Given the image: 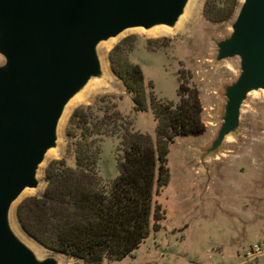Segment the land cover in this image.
I'll use <instances>...</instances> for the list:
<instances>
[{
    "label": "rangeland",
    "instance_id": "rangeland-1",
    "mask_svg": "<svg viewBox=\"0 0 264 264\" xmlns=\"http://www.w3.org/2000/svg\"><path fill=\"white\" fill-rule=\"evenodd\" d=\"M193 1L181 25L175 28L176 22L167 27L174 28L172 32L153 35V29L166 26L148 30L131 28L99 43V62L102 59L107 70L101 69V75L92 78L74 96H80L75 105L62 113L55 147L46 152L37 169V186L24 189L11 205L9 225L13 232L10 220L22 235L31 239L16 220L18 203L27 196L42 194L45 169L50 161L66 158L72 162L66 130L77 107L94 104L100 108L98 116L103 111L107 115L117 111L131 123L133 130L155 138L151 110L145 113L133 110L130 96L108 60L109 51L116 44L134 36L136 46L130 58L143 71L148 100L153 94L176 104L179 86L193 90L205 128L198 136L177 138L169 147V183L154 196L165 212L160 230L151 233L131 256L104 264H264V251L245 257L251 245L264 241V90L247 94L235 132L227 135L214 153L203 155L221 124L224 88L240 73L238 57L216 60V55L217 42L230 35L242 0ZM207 1L210 8L222 3L227 6L237 3V8L229 19L213 22L204 15ZM191 2L187 1L185 9ZM117 144V137H105L101 144L99 173L105 179L117 174L114 157ZM36 256L51 257L56 264H72L71 258L46 248Z\"/></svg>",
    "mask_w": 264,
    "mask_h": 264
},
{
    "label": "water",
    "instance_id": "water-1",
    "mask_svg": "<svg viewBox=\"0 0 264 264\" xmlns=\"http://www.w3.org/2000/svg\"><path fill=\"white\" fill-rule=\"evenodd\" d=\"M187 1L0 0V264H56L15 235L9 210L37 186L67 102L101 75L99 43L131 28L173 27ZM232 57L240 73L224 88L221 124L204 156L235 132L247 94L264 90V0H242L230 35L217 42L216 60Z\"/></svg>",
    "mask_w": 264,
    "mask_h": 264
},
{
    "label": "trees",
    "instance_id": "trees-1",
    "mask_svg": "<svg viewBox=\"0 0 264 264\" xmlns=\"http://www.w3.org/2000/svg\"><path fill=\"white\" fill-rule=\"evenodd\" d=\"M237 3L210 8L204 15L213 22L229 19ZM134 36L116 44L108 54L113 73L122 81L133 110H151L155 138L135 131L119 112L107 115L94 104L79 106L68 120L66 135L72 162L52 160L45 169L41 195L27 196L16 207L25 233L46 249L66 255L72 264H104L131 256L151 233L160 230L165 212L154 196L169 183L170 145L180 137L204 132L202 109L195 91L179 86L178 103L151 94L148 100L142 69L130 56ZM117 137V174L105 179L99 173L101 144Z\"/></svg>",
    "mask_w": 264,
    "mask_h": 264
},
{
    "label": "bare ground",
    "instance_id": "bare-ground-1",
    "mask_svg": "<svg viewBox=\"0 0 264 264\" xmlns=\"http://www.w3.org/2000/svg\"><path fill=\"white\" fill-rule=\"evenodd\" d=\"M192 2L190 4L187 5L183 15L181 17H179L176 25H175V28H177L179 25H181V23L183 22V20L188 17L189 15V12L191 10V7L192 5L194 4V1L191 0ZM174 30V28H167V27H160V28H157V29H153L152 30V33L153 35H164L168 32H172ZM100 68L102 69L103 72H106L107 68H106V64L102 61V59L100 60ZM92 87V86H91ZM89 87L87 86L86 90L88 89ZM97 88V87H96ZM90 90V89H89ZM80 98L79 97H73L71 98L67 104L65 105L64 107V110H63V114L67 113L74 105L75 103L77 102V100ZM11 221V225L14 229V232L15 234H17V236L20 238V240L25 243L34 253L35 255H41L42 253V247L37 244L35 241H33L32 239H28L27 237H25L24 235H22L17 229L16 227L12 224V220Z\"/></svg>",
    "mask_w": 264,
    "mask_h": 264
},
{
    "label": "built area",
    "instance_id": "built-area-1",
    "mask_svg": "<svg viewBox=\"0 0 264 264\" xmlns=\"http://www.w3.org/2000/svg\"><path fill=\"white\" fill-rule=\"evenodd\" d=\"M262 251H264V241L256 242L249 247L245 253V257H251L255 254H260Z\"/></svg>",
    "mask_w": 264,
    "mask_h": 264
}]
</instances>
